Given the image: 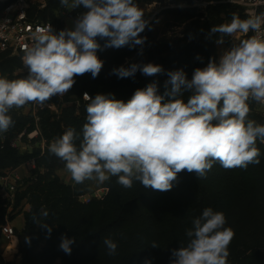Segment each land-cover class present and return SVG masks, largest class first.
I'll return each mask as SVG.
<instances>
[{"label":"clouds","instance_id":"clouds-1","mask_svg":"<svg viewBox=\"0 0 264 264\" xmlns=\"http://www.w3.org/2000/svg\"><path fill=\"white\" fill-rule=\"evenodd\" d=\"M63 7L84 11L74 30L54 34L51 25L38 27L32 44L22 57L28 68L26 78L0 77V132L14 126L11 109L29 102L43 104L56 95H64L75 83V76L91 73L95 78L103 68L97 51V37L106 39L105 48L143 45L140 37L148 22L134 0H60ZM254 33L246 39L241 35ZM219 34L234 42L218 61L210 59L204 68H196L191 80L183 69L169 71L163 95L157 83L135 91L127 102L111 95L87 93L86 123L81 133L67 128L49 145V152L65 162L77 184L86 180L99 183L117 177L126 189L139 182L143 188L169 191L181 171L195 172L206 178L214 162L225 169H247L259 164L257 140L264 143V125L247 119L249 101L264 105V12H250L247 18L232 13L228 23L213 26ZM199 59V57H197ZM146 76L162 73V66L133 63L113 73L132 77L137 71ZM185 92L191 95L185 102ZM79 140L77 146L76 141ZM46 218L48 212L41 210ZM33 222L49 235L52 228L33 216ZM222 211L207 207L186 229V245L171 252V264H228L229 245L235 236L225 227ZM27 239V238H26ZM74 238L61 237L60 249L70 255ZM108 255L114 256L118 243L103 240ZM158 247L156 243L151 245ZM149 264V262H145Z\"/></svg>","mask_w":264,"mask_h":264},{"label":"trees","instance_id":"trees-1","mask_svg":"<svg viewBox=\"0 0 264 264\" xmlns=\"http://www.w3.org/2000/svg\"><path fill=\"white\" fill-rule=\"evenodd\" d=\"M138 1L134 0L136 4ZM46 3L44 9H38V5L34 4L31 14L36 13L41 20L57 25L56 15L63 6L60 0H46ZM6 4L7 2L0 0V11ZM84 11L86 9L83 6L74 9L79 15ZM234 12L242 19L245 18L238 6L226 3L208 5L205 18L201 20L203 14L198 15V25L189 41L179 46L167 45V48L151 53L147 58L136 59L133 55L139 53L148 42L151 24H147L139 34L146 38L143 45L105 48L106 39L97 37V42L101 45L97 55L103 61V68L95 78L91 73L75 76L71 92L74 91L81 97L87 91L92 98L97 94L111 95L127 102L136 90L155 82L158 94L163 95L165 82L169 79L167 72L182 68L187 79L191 80L196 68H204L210 59H218L216 40L219 34L210 35V30L230 19ZM193 16L195 15L189 17ZM144 19H148L146 14ZM250 36L251 33H248L244 39ZM133 63H153L162 66L164 71L146 76L138 70L134 76L127 78H120L113 73L114 69L121 66L127 68ZM20 64L18 56L1 55L0 77L10 80L26 78L29 73L15 74ZM190 95V92L183 94L185 102ZM88 103L90 101L83 104L78 113L75 107L67 106L62 109L59 117L41 110L38 122L40 133L32 141L43 138L48 146L44 149L35 147L32 151L12 146L10 140L22 132H25L23 139L27 140V134L37 128L35 119L29 115L9 113L14 126L6 132V141L0 142V175L6 170L19 167L31 157L37 161L34 175L24 182L23 189L18 188L12 204L13 211L20 208L17 213L22 212L24 217L21 264H145L146 261L149 264H171L172 250L187 244L189 238L186 236V229L192 227L193 219L201 215L205 208L222 211L227 220L228 207L233 200L252 196L257 186L264 189V143L257 140L260 163L249 164L247 169H225L217 161L203 179L195 172L184 170L177 174L171 190L164 192L143 188L139 182H134L132 188L126 189L117 183V177H111L104 183L108 192L103 199L92 198L89 202H82L79 199L80 195L85 194L82 183L72 185L63 182L55 174V170L60 165H65V162L48 149L69 127L81 133L87 122ZM255 115L253 112V119H256ZM257 122L264 125V118L258 116ZM79 142L76 141L77 146ZM24 200L29 204L26 210L21 207ZM9 206L10 203L0 199V225L9 216ZM41 210L48 212L46 218L40 216ZM33 216L51 226L50 235L46 229L33 222ZM62 236L74 238L70 255L59 247ZM106 237L118 243L114 256L108 255L103 244ZM153 243L158 247H152ZM237 243L235 234L229 245L228 262L258 264L257 249L246 254L238 249Z\"/></svg>","mask_w":264,"mask_h":264},{"label":"rangeland","instance_id":"rangeland-1","mask_svg":"<svg viewBox=\"0 0 264 264\" xmlns=\"http://www.w3.org/2000/svg\"><path fill=\"white\" fill-rule=\"evenodd\" d=\"M71 3V0H69ZM223 3L221 0H139L137 5L147 15L148 24H151V30L148 36V42L144 45L139 53L133 55V58L141 59L147 58L151 53H157L160 49L167 48V45H176L189 41L191 35L196 29L198 15L203 14L204 19L206 16V9L210 4ZM194 14L195 16L189 17ZM230 19H226L224 23L230 22ZM195 23V24H194ZM246 36V35H245ZM242 36L240 39H244ZM234 42L231 37H225L223 44H217L218 59L219 56L229 49ZM166 53V52H164ZM217 59V61H218ZM129 58H127V61ZM182 69V68H180ZM21 73L19 67L15 70V74ZM77 96L74 91L69 90L68 99H73ZM28 104L20 108H13L9 113H17L20 115H28ZM256 119H253V111L249 112L247 119L257 122V117L264 118V112L254 111ZM258 123V122H257ZM5 132H0V138ZM38 137L36 134L34 138ZM31 138L27 136V140H21L19 142L23 151H32L35 147L45 148L48 146L45 139L41 138L37 141H29ZM21 184L19 189H23L24 182L32 176L31 171H26L24 168H20ZM44 171V170H42ZM55 174L65 183L75 185L70 173L67 171L65 165H60L55 170ZM105 183V182H104ZM104 183H99L94 180H86L82 183L85 193H92L98 189L103 188ZM255 189L252 196L248 198H240L233 200L229 207V218L225 227H231L237 237L239 246L238 249L241 252L249 254L253 249H257L258 252V264H264V189ZM22 209L29 208V204L26 200L22 203ZM20 209V208H18ZM13 208H9L8 220L17 228L23 229V218ZM23 214V213H22ZM231 223V224H230ZM230 224V225H229ZM23 240L22 231L17 230L16 241H7L8 252L10 251L9 259L1 260V264H21L20 247ZM1 243V242H0ZM229 258V257H228ZM55 264H58L56 262ZM230 264V262H228Z\"/></svg>","mask_w":264,"mask_h":264},{"label":"built area","instance_id":"built-area-1","mask_svg":"<svg viewBox=\"0 0 264 264\" xmlns=\"http://www.w3.org/2000/svg\"><path fill=\"white\" fill-rule=\"evenodd\" d=\"M7 2L5 7L0 11V56L7 54L9 56H18L20 58L19 71L21 73H29L28 68L23 64L22 57L26 46H30L33 42L32 35L38 27L47 28L51 25L54 34H58L61 31V26L63 30H74L75 22L80 16L74 9H68L63 7L57 12V25H54L51 21H44L38 17V14H31V8L34 4L38 5V9H44L47 6L46 0H1ZM221 2L226 4H231L238 6L243 11L245 18L250 12H255L257 14L264 12V0H221ZM251 35H254V33ZM245 35H241L240 38ZM234 41L235 39L231 37ZM68 93L64 95L53 96L48 101L40 104L38 102H29L28 104V115L35 119L37 128L28 133L32 141L34 136L40 133V128L38 122L40 121L41 110H47L51 112L56 117H59L63 108L67 106H73L78 113L80 108L87 101L84 98V94H90L84 91L81 97L76 96L73 99H68ZM91 97V96H90ZM250 112L259 111L264 112V105L258 104L255 101H249ZM25 132L20 133L17 137L10 140L12 146H16L22 150L19 145L21 140H24ZM8 135L3 133L0 138V142L4 143ZM20 168L26 169V171L33 172L37 169L36 158L31 157L23 162L19 167L14 169L6 170L0 175V199L10 203L9 208H11L14 200L15 193L21 184ZM108 192V187L104 186L101 189L93 191L92 193H85L79 196L82 202H89L92 198L103 199ZM17 228L8 220L0 225V238L4 240L16 241ZM1 264V260H0Z\"/></svg>","mask_w":264,"mask_h":264},{"label":"crops","instance_id":"crops-1","mask_svg":"<svg viewBox=\"0 0 264 264\" xmlns=\"http://www.w3.org/2000/svg\"><path fill=\"white\" fill-rule=\"evenodd\" d=\"M20 215L23 217L22 213L19 214L18 216H20ZM23 221H24V218H23ZM23 226H24V223H23ZM17 230L22 231V229H17ZM0 242H1L0 243V259L7 260V259H9V255L11 253L10 251L8 252L7 241L0 238Z\"/></svg>","mask_w":264,"mask_h":264}]
</instances>
